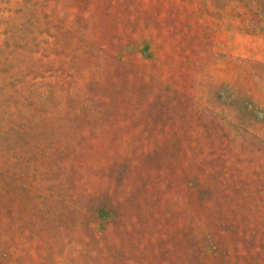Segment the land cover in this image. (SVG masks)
Segmentation results:
<instances>
[{
	"label": "rangeland",
	"instance_id": "obj_1",
	"mask_svg": "<svg viewBox=\"0 0 264 264\" xmlns=\"http://www.w3.org/2000/svg\"><path fill=\"white\" fill-rule=\"evenodd\" d=\"M0 264H264V0H0Z\"/></svg>",
	"mask_w": 264,
	"mask_h": 264
}]
</instances>
